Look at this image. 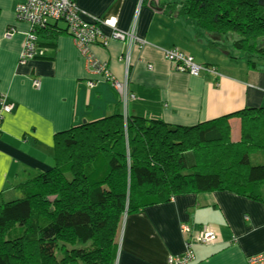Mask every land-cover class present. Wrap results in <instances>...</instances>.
Instances as JSON below:
<instances>
[{"label": "crops", "instance_id": "0c3cea01", "mask_svg": "<svg viewBox=\"0 0 264 264\" xmlns=\"http://www.w3.org/2000/svg\"><path fill=\"white\" fill-rule=\"evenodd\" d=\"M25 1L0 0V94L12 105L1 120V201L16 199L22 194L20 184L52 167L57 133L118 110L124 113L112 82L91 72L68 33L57 34L53 47H38L40 57L21 61L30 25L17 18L15 9ZM75 1L87 19H110L125 31L135 25V33L147 42L142 49L131 48L129 68L124 59L126 42L114 38L106 46L90 45L118 79L128 71L137 95L128 105L129 114L189 126L264 104L263 62L253 68L246 58H233L241 52L230 38L219 39L178 13L174 2L180 0ZM103 30L108 33L111 27L105 25ZM172 47L215 66L220 75L195 76L178 70L164 55L163 49ZM36 79L39 87L34 85ZM89 80L95 84L90 86ZM238 123L239 117L231 118L234 131ZM183 225L191 228L189 234ZM204 227L218 237L196 244L191 264H248L250 255L264 251V202L215 190L176 194L169 201L125 213L116 235L115 264H168L169 257L182 253L186 240Z\"/></svg>", "mask_w": 264, "mask_h": 264}, {"label": "trees", "instance_id": "16d2710c", "mask_svg": "<svg viewBox=\"0 0 264 264\" xmlns=\"http://www.w3.org/2000/svg\"><path fill=\"white\" fill-rule=\"evenodd\" d=\"M174 4L200 29L230 38L241 52L233 58L264 66V0ZM62 22L33 29L37 53L69 34ZM19 186L20 197L0 203V264H115L125 213L215 190L264 202V104L189 126L118 110L57 133L52 167Z\"/></svg>", "mask_w": 264, "mask_h": 264}, {"label": "built area", "instance_id": "2783aa9c", "mask_svg": "<svg viewBox=\"0 0 264 264\" xmlns=\"http://www.w3.org/2000/svg\"><path fill=\"white\" fill-rule=\"evenodd\" d=\"M20 10L16 13L18 19L26 21L30 25L27 34L24 49L21 56L22 62L33 59L37 54L36 39L37 36L33 29L37 25H44L46 21L62 20L67 24L69 35L73 37L79 51L84 56L86 62L91 68V72L99 77L112 82L113 87L118 91L120 101L123 106L124 115L128 114V105L137 99V95L131 90L130 79L127 75L124 79H118L113 75L107 63L98 60L90 50L91 44L108 45L112 39H119L128 44V51L124 55L128 68L130 67V50L132 47L142 49L146 44V40L135 33V25L129 31L121 30L116 27V23H111L110 19H103L97 16H91L87 19V13L82 11L75 0H27L19 3ZM139 11V9H138ZM111 27L110 32L105 33L103 26ZM165 57L173 63H176L178 70L188 72L195 76L203 74L218 77L220 74L218 69L209 64L199 63L190 54L181 51L177 47L165 48ZM88 84L93 86V80H89ZM34 85L40 86V80H34ZM0 132L2 130L1 120L5 113L12 111V105L5 102L1 98L0 101ZM184 233L189 234L191 228L183 225ZM217 232L208 227L201 229L196 235H191L186 240L185 250L177 255H172L168 259V264H191L195 258V245L208 244L217 239ZM248 264H264V251L252 254L247 258Z\"/></svg>", "mask_w": 264, "mask_h": 264}, {"label": "bare ground", "instance_id": "6f19581e", "mask_svg": "<svg viewBox=\"0 0 264 264\" xmlns=\"http://www.w3.org/2000/svg\"><path fill=\"white\" fill-rule=\"evenodd\" d=\"M26 1H27V0H26ZM26 1H25V2H26ZM19 3H24V2H19ZM19 3H18V4H19ZM18 4H17V5H18ZM17 5H16L15 13H17V12L20 10V8H18ZM1 98L5 100V97H4L2 94H0V101H1ZM5 102H6V100H5ZM0 105H1V104H0Z\"/></svg>", "mask_w": 264, "mask_h": 264}, {"label": "rangeland", "instance_id": "374dc122", "mask_svg": "<svg viewBox=\"0 0 264 264\" xmlns=\"http://www.w3.org/2000/svg\"><path fill=\"white\" fill-rule=\"evenodd\" d=\"M61 24L63 25L64 23L62 22ZM262 192H263V194H264V187L262 188ZM19 196H20V195H19ZM19 196H17L16 198H18ZM8 198H9V197H4L3 201L0 200V203H1V202H6V201H8V200H9ZM119 237H120V234H119Z\"/></svg>", "mask_w": 264, "mask_h": 264}]
</instances>
